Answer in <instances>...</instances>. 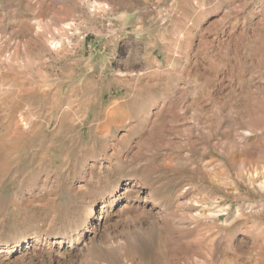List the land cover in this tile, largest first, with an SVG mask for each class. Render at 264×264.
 Masks as SVG:
<instances>
[{"label":"rangeland","instance_id":"rangeland-1","mask_svg":"<svg viewBox=\"0 0 264 264\" xmlns=\"http://www.w3.org/2000/svg\"><path fill=\"white\" fill-rule=\"evenodd\" d=\"M0 34V264H264V0H0Z\"/></svg>","mask_w":264,"mask_h":264},{"label":"bare ground","instance_id":"bare-ground-1","mask_svg":"<svg viewBox=\"0 0 264 264\" xmlns=\"http://www.w3.org/2000/svg\"><path fill=\"white\" fill-rule=\"evenodd\" d=\"M243 7V6H242ZM245 8V7H244ZM201 12V11H200ZM232 14V13H231ZM227 16V15H226ZM195 17V16H194ZM221 18V17H220ZM225 18H227V17H225ZM234 18H236V22H237V20L239 19L237 16L236 17H234ZM225 20V19H224ZM194 21V20H193ZM228 22V21H227ZM221 25V24H220ZM232 26V25H231ZM235 26V25H234ZM233 26V27H234ZM236 27V26H235ZM234 27V28H235ZM216 28V27H215ZM220 28V27H219ZM242 28H244V27H242ZM245 29V28H244ZM58 30H59V28H58ZM235 30V29H234ZM243 30V29H242ZM209 31H211V30H209ZM217 38V37H216ZM210 39H211V37H210ZM217 39H219V38H217ZM203 41V40H202ZM214 47V46H213ZM122 74V73H121ZM262 101V100H261ZM66 103V102H65ZM14 104V103H13ZM70 104V103H69ZM90 104V103H89ZM121 104V103H120ZM261 106H263V105H261ZM69 107V106H68ZM112 108V107H111ZM116 114V113H115ZM107 115V114H106ZM118 118V117H117ZM24 120V119H23ZM117 120V119H116ZM23 127V126H22ZM104 128V127H103ZM10 131V130H9ZM11 132V131H10ZM22 133H19V132H15V139H13V140H16V141H18L19 139H20V135H21ZM9 139V138H8ZM12 139V138H11ZM11 141V140H10ZM16 141H11V144L13 145V143H16ZM0 142H2V140H0ZM3 143V142H2ZM21 143V142H20ZM4 146V145H3ZM3 146H1L0 145V170L1 169H4L7 165H8V163H9V149L6 147H3ZM6 146V145H5ZM10 148V147H9ZM13 150V149H12ZM14 152V151H13ZM11 157V156H10ZM216 158V157H215ZM211 161V160H210ZM207 162V161H206ZM216 162V161H215ZM242 163V162H241ZM240 163V164H241ZM201 164V163H200ZM203 164H205V162L203 163ZM240 164H237V165H240ZM263 164V163H262ZM260 165V164H259ZM205 166V165H204ZM216 167V166H215ZM255 167H257V164L255 165ZM253 168V167H252ZM246 169V170H243V172L240 174V176H243V175H247V178L248 179H246V180H249L250 181V184H254L255 182H257L258 181V184H260L263 188H264V169L262 168V169H258V168H254V169ZM204 170H205V168H203ZM207 171V170H206ZM205 171V172H206ZM2 172H3V170H2ZM205 172H203V173H205ZM239 172V171H238ZM207 174V173H206ZM209 174V173H208ZM239 175V174H238ZM213 176V175H212ZM227 176V175H226ZM3 177V176H2ZM215 178H216V176H215ZM241 178V177H240ZM242 179V178H241ZM240 179V180H241ZM212 180H216V179H214V178H212ZM239 180V179H238ZM193 183V182H192ZM195 184V183H194ZM187 185V184H186ZM190 185V184H189ZM192 185V184H191ZM256 185V184H255ZM226 186V185H225ZM48 187V186H47ZM184 187V186H183ZM187 187V186H186ZM189 187V186H188ZM193 187V186H192ZM191 187V188H192ZM197 187V186H196ZM206 186H204V188H205ZM44 188V187H43ZM203 188V187H202ZM184 189V188H183ZM187 189V188H186ZM196 189H199V188H196ZM200 189H201V187H200ZM180 190V189H179ZM189 190V189H188ZM188 190H186V191H188ZM195 190V189H194ZM127 191V190H126ZM129 191V190H128ZM190 191V190H189ZM192 191V190H191ZM150 192V191H149ZM206 192V191H205ZM211 192V191H210ZM187 193V192H186ZM198 193H202V192H200V190H199V192ZM181 194V193H180ZM191 194V193H190ZM194 194V193H193ZM203 194V193H202ZM208 194V193H207ZM234 194V193H233ZM184 195V194H183ZM197 195V196H196ZM195 196H192L187 202H186V204H185V206L186 207H188V211H186V212H188L187 214H189L188 215V219H190V220H192V222H204V223H206V222H212L213 224H215V221L217 220L218 221V219H219V217L224 213V212H226V209L225 208H223L222 206H221V204H220V200H218V199H216V197H210V196H201L200 194L198 195V194H196ZM217 195V194H216ZM182 196V195H181ZM244 196V195H243ZM247 198V197H246ZM146 199V198H145ZM176 199V198H175ZM150 201L151 202H153V203H157V200L156 199H154L152 196H150ZM178 202V201H177ZM182 205H183V203H182ZM184 206V205H183ZM185 207V208H186ZM245 207V206H244ZM259 207V206H258ZM181 208H183L182 206H181ZM261 208V207H260ZM150 209V208H149ZM187 209V208H186ZM245 209V208H244ZM258 209V208H257ZM151 210V209H150ZM250 210V209H249ZM244 212V211H243ZM252 212V211H251ZM255 212V211H254ZM153 213V212H152ZM157 213V212H156ZM158 213H160V212H158ZM178 213V212H177ZM186 214V215H187ZM239 214V213H238ZM156 215V214H155ZM171 215H174V212H172L171 213ZM240 215V214H239ZM180 217H175V219H174V221L172 222L173 224H175L174 222L177 220V219H179V220H183V219H186V217H184L183 216V214H182V216H181V214L179 215ZM238 217V216H237ZM217 218V219H216ZM233 220V219H232ZM243 220V219H242ZM260 220V219H259ZM230 222H232V221H230ZM203 223V224H204ZM201 224V223H200ZM234 224V223H233ZM256 224V223H255ZM209 225V224H208ZM208 225H207V227H208ZM216 225V224H215ZM160 226V225H159ZM213 226V225H212ZM209 227H211V225L209 226ZM203 228V227H202ZM214 228V227H213ZM171 230V229H170ZM174 230V229H173ZM198 230H199V228H198ZM229 230V229H228ZM211 231V230H210ZM209 231V232H210ZM213 232V231H212ZM216 232V231H215ZM264 232V231H263ZM143 233V232H142ZM142 233H140V234H142ZM145 233V232H144ZM148 233V232H147ZM206 233V232H205ZM138 234V233H137ZM162 234V233H161ZM147 235V234H146ZM145 234H144V236H146ZM150 235V234H149ZM168 235H169V233H168ZM196 235L197 236H199V234L198 233H196ZM204 235V234H203ZM203 235H202V237H203ZM207 235L209 236V239L211 240V241H216V233H207ZM259 235V234H258ZM219 236V235H218ZM138 237V236H137ZM137 237H135V238H137ZM221 237V236H220ZM233 237V236H232ZM194 238H195V240H193L194 242L196 241V236H194ZM201 238V237H200ZM204 238V237H203ZM202 238V239H203ZM208 238V237H207ZM198 237H197V241H198ZM142 240H144V237L142 236V237H139L138 238V243H140V241H142ZM175 240V239H174ZM200 240V239H199ZM206 240V239H205ZM208 240V239H207ZM92 242H93V240H91ZM196 241V242H197ZM146 242H148V241H146ZM145 242V243H146ZM157 242V241H156ZM192 242V241H191ZM200 242H202V240H200ZM176 243V242H175ZM183 243V242H182ZM193 243V242H192ZM199 243V242H198ZM214 243H216V242H214ZM218 243V242H217ZM113 244V243H112ZM119 243H117V245H118ZM126 243H124V245H125ZM180 244V243H179ZM189 244V243H188ZM196 244V243H195ZM227 244H228V242H227ZM92 245V244H91ZM122 245L123 244H121L120 246L122 247ZM198 245H200V244H198ZM197 245V247L196 246H194L195 248H192L191 247V245H190V247L192 248L191 250H189V252L190 253H197L198 254V252H199V254L201 253L200 252V247ZM217 245H219V244H217ZM231 245V244H230ZM264 245V244H263ZM90 246V245H89ZM129 246V245H128ZM187 246V245H186ZM202 246V245H201ZM111 247V246H110ZM131 247H133V245L131 246ZM199 247V248H198ZM220 247V246H219ZM120 248V247H119ZM212 249H213V247H211ZM130 249V248H129ZM132 249H134V248H132ZM137 250L139 251V249L137 248ZM120 251V250H119ZM132 251V250H131ZM135 251V250H134ZM202 251V250H201ZM212 251V250H211ZM225 251V250H224ZM234 251V250H233ZM220 252H222V251H220ZM263 252H264V249H263ZM128 253V252H127ZM130 253V252H129ZM138 253V252H137ZM136 253V254H137ZM219 253V252H218ZM140 254V253H139ZM142 254V253H141ZM205 254V253H204ZM133 255L136 257V255L133 253ZM145 255V254H144ZM143 255V256H144ZM208 255V254H207ZM206 255V256H207ZM116 256V255H115ZM134 256H132V257H134ZM140 256V255H139ZM146 256V255H145ZM199 256H201V255H199ZM204 256V255H203ZM202 256V257H203ZM220 256V255H219ZM224 256V255H223ZM117 257V256H116ZM123 257V256H122ZM141 257V256H140ZM222 258V257H221ZM117 259H118V257H117ZM211 259H212V257H211ZM224 259H226V256H224ZM112 260V259H111ZM134 260V259H133ZM175 260V259H174ZM196 260V259H195ZM198 260H200V259H198ZM212 260H214V259H212ZM221 260V259H220ZM259 260V259H258ZM141 261V260H140ZM211 261V260H210ZM219 261V260H218ZM96 262V261H95ZM112 262V261H111ZM212 262V261H211ZM233 262V264L235 263L234 261H232ZM257 262V261H256ZM99 263V262H98ZM219 263V262H218ZM140 264H141V262H140ZM146 264V263H145ZM147 264H148V262H147ZM154 264V263H153ZM216 264V263H215ZM220 264H229V263H226L225 261L223 262V260H221V263ZM230 264H232L231 262H230Z\"/></svg>","mask_w":264,"mask_h":264},{"label":"built area","instance_id":"built-area-1","mask_svg":"<svg viewBox=\"0 0 264 264\" xmlns=\"http://www.w3.org/2000/svg\"><path fill=\"white\" fill-rule=\"evenodd\" d=\"M3 41H4V39L2 37V34H0V47L3 45ZM7 55L9 56V54H7Z\"/></svg>","mask_w":264,"mask_h":264}]
</instances>
